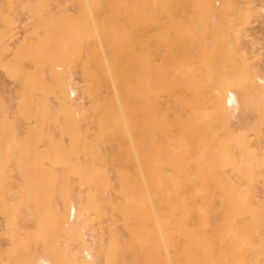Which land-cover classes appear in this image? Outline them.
Returning <instances> with one entry per match:
<instances>
[{
    "label": "bare ground",
    "instance_id": "bare-ground-1",
    "mask_svg": "<svg viewBox=\"0 0 264 264\" xmlns=\"http://www.w3.org/2000/svg\"><path fill=\"white\" fill-rule=\"evenodd\" d=\"M256 21L264 0H0V181L24 201L4 212L43 224L4 256L264 264Z\"/></svg>",
    "mask_w": 264,
    "mask_h": 264
},
{
    "label": "rangeland",
    "instance_id": "rangeland-1",
    "mask_svg": "<svg viewBox=\"0 0 264 264\" xmlns=\"http://www.w3.org/2000/svg\"><path fill=\"white\" fill-rule=\"evenodd\" d=\"M250 27V32L252 33V36L254 35L257 37L258 36V44L261 47L260 50L262 49L264 51V25L260 24V21L254 22V25H248ZM252 28V29H251ZM252 30V31H251ZM255 33V34H254ZM251 36V37H252ZM261 39H260V38ZM249 38V37H248ZM260 39V40H259ZM257 44V46H258ZM258 46V47H259ZM1 66H0V71H1ZM3 71V70H2ZM1 71V72H2ZM1 74V73H0ZM6 81H11L8 79V76H5L4 73H2V76ZM78 81L79 78H77ZM81 97V96H80ZM84 101L88 102V99L84 98ZM235 121V120H234ZM233 121V123H234ZM236 121L235 123H237ZM17 185L14 182V179H11L10 181L4 182L0 181V264H24L21 261H12L9 260V258L5 257L4 254L2 253V250L7 246L9 239H10V233L7 231L10 227L16 226L17 224H29L31 226H43L42 222L39 220V218L36 216L30 217L29 220L24 222L23 217L21 216L20 218H17L15 215H12L10 218H7L5 216L4 212V203H7L9 206H14L17 203L24 202L23 197H22V192L21 189H18L16 187ZM86 187V186H85ZM73 189H74V198H70L67 203L68 205H72L73 203L77 204V206H83L84 198H86L85 194L79 195V191L83 189V187L79 186L77 183L73 184ZM30 199V203L34 204L36 203L37 197L32 196ZM64 197L60 195H56V201L62 205L64 201H62ZM66 203V202H65ZM63 203V204H65ZM94 223V222H93ZM98 229L97 224H92L88 226H84L81 229H79L81 232L76 233L74 236H61L62 239H66L65 241L68 242L66 244L72 243L71 241L74 242H83L85 239H88L89 234H92L94 231ZM78 232V230H77Z\"/></svg>",
    "mask_w": 264,
    "mask_h": 264
}]
</instances>
